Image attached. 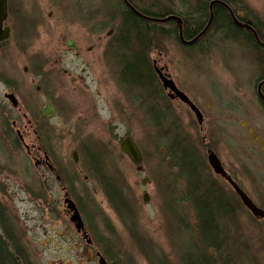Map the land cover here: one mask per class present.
<instances>
[{
  "label": "rangeland",
  "instance_id": "obj_1",
  "mask_svg": "<svg viewBox=\"0 0 264 264\" xmlns=\"http://www.w3.org/2000/svg\"><path fill=\"white\" fill-rule=\"evenodd\" d=\"M22 2L20 12L24 21H16L15 25L22 32L27 30L26 37L15 36L14 47L36 56L43 52L42 76L38 78L30 70H38L37 60L28 59L21 67L29 66L28 88L45 85L39 96V108L49 101L60 107L53 116L45 118L50 129L45 135V147L56 162L63 184L70 189L71 201L93 244L87 242L82 236L84 231L79 232L65 213V209L69 213L71 210L68 199L64 202L67 197L59 193L61 183L56 177L46 168L37 169L34 162L27 160L25 150L7 154L3 143L0 145V206L7 211L5 215L0 212V238L7 241L20 264H99L97 253L109 264H150L146 257L150 253L153 257L174 260L172 224L165 213V203L168 204L165 196L176 195L170 192L173 188H168L172 181L179 187L186 182L176 180L178 173L173 175L174 161L169 157L164 158L168 165L159 162L161 158L156 152L163 150L161 146L165 143L157 136V122L147 116L145 105L149 102L138 97L144 94L138 92L134 80L125 78V65L112 51L117 25L111 20L109 10L118 9L119 5L115 0ZM134 2L153 14L173 12L189 20L194 15L200 18L201 14L198 0ZM237 2H243L264 23V0ZM81 17H88L89 21ZM174 18L177 16L171 15L166 21ZM32 20L34 25L28 30V22ZM68 40L82 47L80 56L61 53L66 51ZM151 49L155 53L149 50L145 54L148 64L161 60L175 85L204 116L201 132L195 115L184 103L168 101L173 118L163 122V128L172 131L176 126L187 137L186 141L193 143L202 158L205 157L206 164L208 153H202L201 145L209 146L251 199L263 206L264 146L249 132L254 130L264 141V107L258 101L255 86L256 80L264 76V68L258 66L254 52L228 37L219 40L216 37L203 47L186 49L174 33L155 38ZM59 56L62 62L58 65ZM53 66L56 70L51 72ZM50 72L55 74L52 76ZM158 84L161 86L160 81ZM127 136L135 140L144 156L141 170L120 149L121 141ZM174 140L170 148L164 149L167 156L175 153ZM98 156L106 158L109 169L105 160L100 161L103 167L100 170L87 162H95ZM207 165L210 178L229 193L234 192ZM175 166L179 167L177 163ZM179 171L183 177L186 175L183 168L179 167ZM111 178L124 205L115 193L110 196L107 190L106 181ZM145 194L149 195L147 203ZM240 206L247 210L242 203ZM181 214L186 215L183 211ZM2 217H7L6 221ZM237 217L249 244L256 250L254 263L258 260V264H264V221L242 210ZM106 241V247L113 246L110 251H105Z\"/></svg>",
  "mask_w": 264,
  "mask_h": 264
},
{
  "label": "trees",
  "instance_id": "obj_2",
  "mask_svg": "<svg viewBox=\"0 0 264 264\" xmlns=\"http://www.w3.org/2000/svg\"><path fill=\"white\" fill-rule=\"evenodd\" d=\"M115 1L119 8L109 10L110 18H113L111 20H115L117 25L114 29L116 34L112 50L118 56V60H122L125 65V78L134 80L138 92L144 94L143 97L138 94V97L142 98L141 101L143 100V102L144 100L149 102L148 106L145 105L147 116L155 119L159 128V135L157 134V136L162 140V143H165L161 146L163 150L156 152L158 157L161 158L159 162L169 157L174 161L175 172L173 175L178 173L176 180L186 182L182 187H179L177 182L172 181L168 188H173L170 192L174 191L176 195L172 198L166 195L165 200L168 204L164 202L165 213H167L172 224V238L174 239L172 246L175 249V258L169 261L165 257H162V259L153 257L150 253L146 254L147 260L150 264H245L249 259L250 261H247V264H258V260L254 263V259L257 257L256 250L249 244L246 231L238 223L240 220L237 217L239 210L245 211L247 214L250 213L241 208V201L236 193L231 191L229 193L223 188L224 186L220 185L219 187L210 178L209 169L206 170L208 163L206 164L205 157L202 158L193 143L186 141L188 140L187 137L176 126H173L174 130L172 131L163 128V122L173 118L172 110L161 86L158 82L153 81L145 54L153 47V40L165 36V33L160 30L156 32L150 22L125 10L121 0ZM205 2L207 5L209 0H205ZM111 3L114 6L113 1ZM142 12L146 15L150 14L145 9H142ZM111 27H114V25ZM172 138L175 139L172 143V149L175 153L172 155L168 153L167 156L164 149L170 148ZM201 146L203 152L200 151L203 154H205L204 151H207V148H210L205 144ZM95 152L97 151L95 150ZM104 160V164L109 169L108 162L104 157L100 158L98 156L95 162L89 160L87 162L94 169L100 170L102 167L100 161ZM164 163L166 162L164 161ZM176 163L181 169L186 170L185 178L179 174V167L175 166ZM166 164L168 165V163ZM99 177H103V175H99ZM164 177L167 179V174ZM159 178V180H162L161 176ZM110 180L113 179L106 181L110 196L111 193H115L121 204L124 205L120 192L114 186V180V185ZM219 181L217 183H220ZM224 183L228 185L225 181ZM182 211L186 215L181 214ZM169 213H171V216ZM189 214H191L190 218ZM191 220L194 221L193 224H191ZM136 237L134 236L135 239ZM107 245L106 241V244L103 245L105 251H110L113 246L106 247ZM115 249L116 247H114ZM0 264H20V261L8 252L7 247L1 240ZM113 264L115 263L113 262Z\"/></svg>",
  "mask_w": 264,
  "mask_h": 264
},
{
  "label": "flooded vegetation",
  "instance_id": "obj_3",
  "mask_svg": "<svg viewBox=\"0 0 264 264\" xmlns=\"http://www.w3.org/2000/svg\"><path fill=\"white\" fill-rule=\"evenodd\" d=\"M21 1L22 0H7V17L3 21L0 30V37L7 32V38L0 39V145L3 143V149L9 155H14L17 152L25 150L27 160L34 162V166L37 169L43 167L53 174L57 181L61 183L59 193L64 194V196L67 197L64 200L65 202L66 199H72L70 189L67 185L63 184V178L59 174L56 162H54L45 147V135L46 132L50 130L45 125V118L53 116L54 111L60 107L56 103L49 101L43 105L42 109L39 108V96L42 90L44 92L45 85L40 83V85H35V88L33 89L28 88L29 78H27V75L29 73V66L25 65L23 68L21 67V65H23L28 59L31 61L37 60L36 67L38 70H30H32V73L38 78L42 76L44 61L40 56L43 52L37 53L38 56H36L34 53L28 54L26 49L19 50V46L14 47L15 42L13 38L19 35L20 37L25 38L27 31L22 32V30L15 25L16 21H24V14L22 15L20 12V5L23 4ZM198 2H200V0H198ZM121 4L125 10L130 11L133 15L150 22L152 28L156 32L157 30H160L164 32L165 35H170L175 32V37L178 43L186 49H198L201 46L203 47L205 43L208 44L211 43V40H216V37L218 40L222 37H228L231 41H235L240 45H244V47L251 49V51L254 52L255 57L258 59L257 63L258 66L261 67L260 69L264 68V23L251 13V10L244 5L243 2H237V0H209L203 10V14H199L201 19L196 18L194 15L190 20L187 16L174 14L173 12H166V14L156 12L153 14L147 11L150 14L146 15L134 0H121ZM171 15H176L177 20L171 19L166 21V18ZM81 18L86 22L89 21L88 17ZM178 18H180L181 22L178 21ZM33 25V20L31 22L29 21V28L27 27L28 30H30ZM167 25L169 27H167ZM107 35L110 37L109 33ZM71 42L72 45H70ZM65 48L66 51H61L62 54L63 52H71L75 57H78L82 53V47L78 46L74 40H68ZM88 50L91 51V48ZM150 50V53H155L154 50ZM221 50L222 48L220 51ZM107 59L109 58L107 57ZM61 62L62 59L59 56L56 63L59 65ZM148 67L151 74L153 73V80L156 82L160 81L162 91L170 104L171 102L176 101L181 102L179 98L171 97L173 94H169V92L164 89L161 80L159 79L158 71L160 70L164 76L166 75L172 80L171 75L168 72V67L166 65L162 66L161 60H153L148 64ZM52 70H56V67L53 66L51 72H53ZM53 74L55 73H52L51 75L53 76ZM32 79V82L34 83V77ZM255 86L258 101L264 107V76H260L256 80ZM13 101L17 102L16 106H14ZM48 107H52L51 115L46 114ZM250 130L252 129H249V131ZM255 135H257V133L253 130L252 138L258 141ZM259 138V144H263L264 146V141L261 140V137ZM209 149L210 148H207V151ZM223 168L228 176H230L239 187L247 193L238 183L237 179L231 174L230 170L224 165ZM217 176L230 185L226 178L221 175ZM43 178L45 180L44 175ZM247 195L249 196L248 193ZM251 200L259 209L264 210V205L262 206L259 203H256L253 199ZM5 211L7 210L0 206V212H2L3 215H5ZM65 213L69 217L71 216L67 209H65ZM5 218L7 219V217H2L4 221H6ZM261 220L264 221V218ZM0 240L5 244L8 252L10 250L11 253H9L20 261L19 257L14 255L8 247L7 241L1 238Z\"/></svg>",
  "mask_w": 264,
  "mask_h": 264
},
{
  "label": "water",
  "instance_id": "obj_4",
  "mask_svg": "<svg viewBox=\"0 0 264 264\" xmlns=\"http://www.w3.org/2000/svg\"><path fill=\"white\" fill-rule=\"evenodd\" d=\"M7 17V0H0V30L2 27L3 21ZM177 20V18H176ZM180 22V19H178ZM111 34V33H110ZM7 38V32L4 33L3 36L0 37V39ZM72 45V42L70 43ZM159 77L161 79L162 85L165 90L169 91L172 98H179L195 115L196 120L198 122V125L200 127V131L203 132V124H204V117L199 108L185 95L183 92H181L175 85V83L169 79L168 77L161 74L160 70L158 71ZM14 106H16L17 102L13 101ZM52 113V107H48V110L46 111L47 115H51ZM252 133V130L250 131ZM259 140V138H257ZM121 151L129 158V160L136 166H138V170H141V164L143 162L142 153L135 143L134 139L130 136H127L124 138L121 142ZM75 161L77 160L76 155H74ZM208 163L215 174L221 175L222 177L226 178L227 181L230 183V185L233 187L239 198L241 199L243 205L252 213V215L258 219L264 218V210L259 209L252 200L247 196V194L236 184V182L228 176L227 172L224 170L220 159L217 157V155L212 151H208ZM149 195H144V202H148ZM67 203H69L68 208L72 212L71 216V222L75 224L76 229L80 231H84L83 234L87 238V242L89 244L92 243V240L88 237L87 233H85V227L82 222L81 216L79 214L78 209L76 208L75 204L71 200H67ZM99 257V264H108L106 259L98 253L97 255Z\"/></svg>",
  "mask_w": 264,
  "mask_h": 264
},
{
  "label": "bare ground",
  "instance_id": "obj_5",
  "mask_svg": "<svg viewBox=\"0 0 264 264\" xmlns=\"http://www.w3.org/2000/svg\"><path fill=\"white\" fill-rule=\"evenodd\" d=\"M200 8H201V12L205 9V6H206V2H205V0H200ZM200 19H201V17H200Z\"/></svg>",
  "mask_w": 264,
  "mask_h": 264
}]
</instances>
